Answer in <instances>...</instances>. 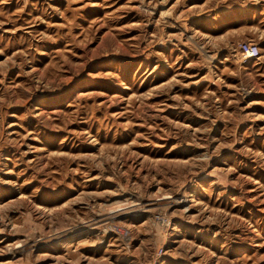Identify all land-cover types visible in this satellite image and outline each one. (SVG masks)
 <instances>
[{"label": "rangeland", "instance_id": "obj_1", "mask_svg": "<svg viewBox=\"0 0 264 264\" xmlns=\"http://www.w3.org/2000/svg\"><path fill=\"white\" fill-rule=\"evenodd\" d=\"M0 264H264V0H0Z\"/></svg>", "mask_w": 264, "mask_h": 264}, {"label": "built area", "instance_id": "obj_2", "mask_svg": "<svg viewBox=\"0 0 264 264\" xmlns=\"http://www.w3.org/2000/svg\"><path fill=\"white\" fill-rule=\"evenodd\" d=\"M242 61L257 60L260 57V48L253 42H242L237 46Z\"/></svg>", "mask_w": 264, "mask_h": 264}, {"label": "bare ground", "instance_id": "obj_3", "mask_svg": "<svg viewBox=\"0 0 264 264\" xmlns=\"http://www.w3.org/2000/svg\"><path fill=\"white\" fill-rule=\"evenodd\" d=\"M115 207H122V208H125V207H135L136 204L135 202L130 199V198H125V199H122V200H119V201H116V203L113 205ZM123 214H121L120 216L122 217ZM119 216V217H120ZM73 234V233H72Z\"/></svg>", "mask_w": 264, "mask_h": 264}]
</instances>
